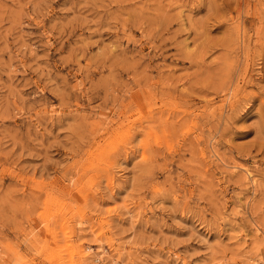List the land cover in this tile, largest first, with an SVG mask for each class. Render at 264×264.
<instances>
[{
	"label": "rangeland",
	"instance_id": "obj_1",
	"mask_svg": "<svg viewBox=\"0 0 264 264\" xmlns=\"http://www.w3.org/2000/svg\"><path fill=\"white\" fill-rule=\"evenodd\" d=\"M0 264H264V0H0Z\"/></svg>",
	"mask_w": 264,
	"mask_h": 264
},
{
	"label": "bare ground",
	"instance_id": "obj_2",
	"mask_svg": "<svg viewBox=\"0 0 264 264\" xmlns=\"http://www.w3.org/2000/svg\"><path fill=\"white\" fill-rule=\"evenodd\" d=\"M245 173V172H244ZM249 176V175H248Z\"/></svg>",
	"mask_w": 264,
	"mask_h": 264
}]
</instances>
